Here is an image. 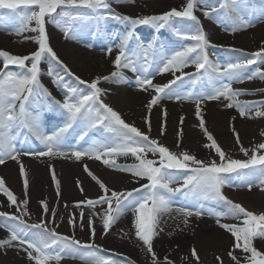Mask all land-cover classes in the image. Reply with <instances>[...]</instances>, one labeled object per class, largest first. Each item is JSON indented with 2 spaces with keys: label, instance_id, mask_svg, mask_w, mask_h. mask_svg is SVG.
Here are the masks:
<instances>
[{
  "label": "snow or ice",
  "instance_id": "obj_1",
  "mask_svg": "<svg viewBox=\"0 0 264 264\" xmlns=\"http://www.w3.org/2000/svg\"><path fill=\"white\" fill-rule=\"evenodd\" d=\"M112 2L113 0H0V9L8 10L20 20L16 35H22L24 31L37 33L33 38L37 48L29 55H13L0 50V165L9 159L20 164V176L27 196L29 179L18 159L21 151L16 146L19 143L18 138L26 129L43 146V150L27 154L76 161L84 158L99 161L107 168L129 174L133 181L140 185L126 191L113 190L85 165L84 171L99 186L102 195L96 199L79 201L75 206L103 208L102 223L105 235L121 216L131 211L135 237L142 242L150 255L151 264H174L167 257L161 261L153 246L158 229L163 230L159 228L162 217L173 212L182 218L185 226L189 217L199 218L207 212L216 218L221 229L234 238L233 251H229L228 256L235 264H241L240 258L234 255L235 249L245 254L243 264H264V252L254 246L255 240H264V214L248 211L223 193L226 185L247 187L251 190L254 184H259L264 190V142L255 145L251 150L241 146L240 151L248 157L247 159L230 158L207 131L202 116L203 104L223 100L227 101L224 106L234 108L241 118H252V110L258 108L257 103L239 101L237 97L249 93L233 88V83L254 78L264 80V71L260 67L264 64V47L250 54L238 49H228L230 52L239 53L234 60L225 64L213 61L209 57L208 49L222 46L210 43L200 19L195 14L197 4H201L205 18L215 19L218 24L228 21L230 27L226 30L236 32L254 26L256 21H264V8L260 10L259 15L252 17L250 12V18H246L241 10L242 6L254 4L257 0H186L180 10L173 8L158 16L133 18L115 13L111 9ZM258 2L264 5V0ZM108 16L129 26V31L120 39L119 45H109L106 48V53L111 54L113 47H118V54L113 61L116 70L109 76L85 81L76 76L52 49L46 24L53 23L63 31L66 39H75L77 28L66 23L67 21H99ZM4 18V15L0 14V30H3ZM177 20L181 22L179 26ZM33 22L35 26L30 27ZM138 25H147L157 30L168 27L182 41L190 43L181 44L171 53H160L155 42H152L146 48L141 45L140 51L129 54L133 30ZM43 62L49 64L48 75L54 77L53 83L63 80V76L53 71V62L75 81V86L68 87L62 102L52 99L51 94L41 84ZM190 65L194 67V73L185 71ZM9 66H15L16 70L10 69ZM124 70L134 74L135 87L138 90H151L153 93L146 106L149 113L153 106L163 99L190 100L194 103L199 127L208 141L204 147L213 151L219 158L218 161L207 162L187 151L179 154L170 151L157 139L150 138L151 123L147 117L145 123L148 125V131L145 132L134 124L127 123L119 112L106 104L103 99L104 91L99 86L101 80L126 82L128 78L124 75ZM153 73H171L173 78L167 83L157 84L153 82ZM186 81L204 87L194 93L181 95V86ZM41 94L47 98L49 104H55L61 109L65 117L63 125L51 135L41 130L39 122L30 111L31 103ZM260 105H264V101H261ZM254 115L264 117V111L256 110ZM183 121L184 117H181L180 123L183 124ZM75 127L81 129L76 142L66 146V139L72 134L70 130L75 131ZM90 130L102 133L103 138L89 143L86 137L89 136ZM232 131L237 144H240L239 134L234 127ZM164 132L165 126L162 124L161 135ZM177 135H182V131ZM261 135L264 136V132H261ZM122 156L132 157L135 162L131 165L118 164L117 158ZM52 179L59 197L60 183L54 171ZM174 184L179 186L173 187ZM77 187L83 192L79 180ZM0 194L7 198L10 207L16 206L17 212H21V208L24 209L20 215L0 211V229L8 233L7 238L0 239V248H19L26 252L32 264H51L53 261L58 264L65 256L81 260L92 258L90 264H130L127 258L113 259L105 255L107 250L95 244L96 233L91 217L88 219L91 237L89 242L83 243L56 232L55 227L48 226L55 225V209L52 210L51 220L46 222L41 218L39 223L27 224L23 216L29 215L28 200L18 204L16 196L6 187L3 178H0ZM177 196L184 197L187 203L176 205L174 198ZM40 203L44 215H47V203ZM83 218L84 213L81 211V221ZM224 218H231L235 223L221 222ZM68 223L75 227V217L69 218ZM191 258L199 264L195 247L191 249ZM217 260H220V257H217Z\"/></svg>",
  "mask_w": 264,
  "mask_h": 264
},
{
  "label": "rangeland",
  "instance_id": "obj_2",
  "mask_svg": "<svg viewBox=\"0 0 264 264\" xmlns=\"http://www.w3.org/2000/svg\"><path fill=\"white\" fill-rule=\"evenodd\" d=\"M160 7L157 12V16L161 15L172 8L165 7L166 3L169 0H155ZM176 4H179V8H175L177 10L182 9V7L186 4V0H171ZM140 5L138 3L133 4L131 0H120V2H113L111 3V9L115 13H120L122 15H129L133 18L134 16L140 12ZM264 8V5H260L258 0L254 4H250L248 6H242V12L246 18L249 17V13L251 12V16L255 17L259 15L260 10ZM203 5L197 4L195 14L200 19L201 26L203 31L206 33L207 38H213L214 41L218 39L227 40L228 42L236 41L239 39L243 32L247 29H250V35L244 37L245 39L252 38L254 43L252 47L246 48L244 53H252L254 51L260 50L264 47V41H259L258 36L253 33V28L248 27L247 29L230 32L226 29L230 27V23L228 21H224L223 23H217L215 19H207L203 15ZM0 14L4 15L3 26H6L5 29L0 30V50L8 51L10 54L13 55H20L25 56L32 53L36 50L37 45L34 43V37L37 33L31 31H24L22 35H16V29L20 25V20L13 14H10L6 9H0ZM107 20H110L115 23H120L116 20L111 19L110 16L106 17ZM178 26L180 25V21H176ZM122 28H113L111 32V44L110 45H119L120 39L123 38L124 35L127 34L129 31V26L120 23ZM34 22L30 27H34ZM264 30V29H263ZM46 31L49 36V44L52 49L57 54L56 43L53 41V37H60L64 35L63 31H61L56 26L51 25V23L46 24ZM160 31V30H159ZM134 35L132 40L136 39L137 41H141L142 43H146L145 48L149 43L155 42V45L158 49H161V52L166 48L164 45L161 44L162 35L158 34L157 32L154 33L151 30L150 26L147 25H138L133 30ZM264 32V31H263ZM90 38L96 37V33L90 31L87 35ZM168 38L172 41L176 40L179 45L169 46L164 53H171L177 48L181 46V44H186L190 42L182 41L175 32L168 35ZM226 38V39H225ZM131 40V41H132ZM130 41V42H131ZM163 42V41H162ZM67 45V44H66ZM164 46V48H163ZM107 48V47H106ZM214 49V47H210ZM82 51H86L87 49L82 47L80 48ZM96 51V50H93ZM118 47H113V51L111 54H107L104 50L107 57L113 56L116 57L118 54ZM129 54H134L133 50L129 47L128 48ZM209 57L213 61H219L221 64H225L230 60H234L237 54L226 51L225 57H220L219 55L215 54L211 50H208ZM225 54V53H224ZM58 55V54H57ZM111 58V57H110ZM115 60V58H114ZM113 60V61H114ZM113 65V62H112ZM2 66V64H0ZM10 69L16 70L15 66H9ZM255 67V66H253ZM261 70L264 71V64L260 65ZM42 72L40 81L44 88L48 90L51 94V98L53 97V93L50 90L51 84L53 83V78L48 75L49 71V64L48 62H43L41 65ZM53 71L61 76H63V83L68 82L65 81V74L62 70L57 69V65L52 64ZM114 68V67H113ZM186 72L194 73L195 69L191 65L185 69ZM250 74V72H249ZM76 76L84 79L85 81H91L96 78L93 74L89 73L88 71H80ZM109 76V75H108ZM154 76V83L157 84H164L170 81L173 77L171 73H164V74H155ZM135 77V76H134ZM72 81V82H71ZM69 86H75V81L71 80ZM111 81H104L101 80L100 87L104 91V102L111 106L114 110L119 112L122 118L130 124H134L142 131H148V125L145 123V117L150 120L151 123V133L150 138L157 139L160 144L167 147L170 151L174 153H181V152H189L190 154L195 155L198 159L210 162L212 160H217L218 157L215 155L213 151L204 147L206 143H208L206 137L204 136L203 132L199 127V120L196 118L195 111L189 113L183 109L181 106L186 108H195V104L192 103L190 100H174V99H163L157 105L153 106L151 112L149 113L147 109V104H144V107L140 110L136 111L133 114L125 115L121 113L120 106L125 104V93L120 94L118 101H113L107 94L106 90L103 86L111 85ZM188 86L181 91V95H188L190 92H196L197 88L196 85H193L190 81H187ZM68 86V87H69ZM67 88H65V93L67 92ZM82 87V86H81ZM233 88L244 90L246 91L247 95H242L237 97L239 101H249V102H256L258 105L257 109L252 110V118H241L239 113L233 108L229 109L226 108L224 105L227 101H209L202 105V116L205 122V127L207 131L213 135L215 140L217 141L218 145L222 147L225 151L226 155L233 159H240L244 160L247 159L241 151L240 147L243 146L246 149H253L255 145L264 142V136L261 135V132H264V117H256L254 112L256 110L264 111V105H260L261 101H264V80L259 78H254L252 80H244L243 82H235L233 83ZM134 89L136 91H140L135 87V82L130 85L127 90ZM127 92V91H126ZM151 92V90H149ZM60 97V96H59ZM65 96H61L59 101H63ZM46 97L41 94L33 101L40 103L43 107H51L46 100ZM150 100V99H149ZM148 100V102H149ZM170 101L177 102L178 110L172 108L169 104ZM58 110L62 111L57 107ZM166 112V116H165ZM32 114L35 116L37 121L39 122L41 119L40 117V110L37 107ZM184 117L183 124L180 123V118ZM46 123V121H43ZM165 126V132L161 135V125ZM233 127L236 129V132L239 134L240 144L236 142V136L233 134ZM28 134L30 137V149H25L21 151V154L24 153H32L38 151L39 148L36 146L37 142L35 139L27 132L26 129L23 130ZM182 131V135H177L178 132ZM28 137V138H29ZM251 155V151H249V156ZM132 158V157H130ZM149 158H151V154L149 153ZM32 158L27 157L25 158L22 163L25 166H28V162ZM87 159V158H86ZM134 159V158H132ZM88 160V159H87ZM91 162L94 168L98 167V161L95 160H88ZM14 170L15 166H11ZM44 171V170H43ZM82 173V172H81ZM85 173L83 172V175ZM86 175V174H85ZM84 175V176H85ZM87 176V175H86ZM87 178V177H86ZM182 183V179H181ZM140 186V185H139ZM138 186V187H139ZM173 187L179 186V184L172 185ZM137 188V187H136ZM17 198V203L24 201L25 199L28 200V195H25V192H16L10 189ZM131 190V189H129ZM52 191V190H51ZM126 191V190H121ZM223 193L229 199H231L235 203L241 204L245 209L251 211L255 214H264V190L261 189L259 184H254L251 190L247 187L240 188V187H230L225 186L223 188ZM90 199L89 197H79L78 199H70L66 200L63 199L61 196L56 197V199H52L47 203L49 212L47 215H44L43 209L41 208L40 204H32L28 200L27 204V212L29 215L23 216L25 222L29 225L39 223L41 218H43L46 222L52 219V210L55 209V225L49 224L50 228L55 227V231L69 237H73L83 243H87L91 237V229L88 227V219L89 217L92 218L93 227L95 229V238L94 242L96 245L102 247L103 249H112V251H106L104 254L110 256L113 259H123L126 257L131 258L135 264H151V257L147 253L146 249L143 247L142 242L138 241L136 247L137 249L132 248V244L127 241V236L124 235L120 231H116L114 233L104 234L103 232V223H102V215L99 218L100 214H103V208L97 206L95 209L84 207L81 205L80 207H76L75 205L79 201ZM3 207L5 209L4 212H8L10 214L20 215L21 212L24 211L21 208V212H17L16 206H9V202L7 198L3 199ZM176 205H183L187 203V200L184 197L177 196L174 198ZM106 207V206H104ZM101 208V209H98ZM81 211L84 213L83 221H81ZM101 212V213H100ZM93 213H97L94 215ZM125 214L130 215L129 217L133 220V214L131 211L126 212ZM75 217V227L69 225L68 220L69 218ZM172 217H176L173 219ZM99 220L100 225L97 224L95 221ZM188 224L185 226L182 222L181 217H177L176 214L165 215L162 217L159 228L163 229L160 231L158 229V234L154 237L153 246L156 255L161 259L164 257L160 251H158L157 244L160 242H170L171 240H175L174 242H170L168 244H172L174 246L179 247L176 252L174 251L170 256H166L168 259L174 262V264H197L195 260L191 258V249L195 247L197 254L199 256V264H235L234 261L228 256L229 251H233V244L234 238L231 236L230 233L225 232L221 229L214 216L208 215L207 212L205 215L201 217L192 216L188 218ZM223 223H235L234 220L231 218H224L222 219ZM219 230L222 232L223 240L219 243H209L207 240L203 239V235L206 234L208 230ZM5 236L0 237V239L7 238L8 233L4 229H0ZM130 233L134 234V229L132 228V222L130 224ZM168 236V237H167ZM137 239V238H136ZM254 246L257 247L258 250L264 252V240L257 239L254 241ZM123 254V255H121ZM234 255H236L241 260V264H243V258L245 256L241 250L235 249ZM124 256V257H123ZM217 257H220V260H217ZM92 258H86L85 260H81L79 258H72L69 256H65L61 259L58 264H90ZM133 263V264H134ZM0 264H32L27 258L26 252L20 250L19 248L12 247V248H0ZM51 264H57V262L53 261Z\"/></svg>",
  "mask_w": 264,
  "mask_h": 264
},
{
  "label": "bare ground",
  "instance_id": "obj_3",
  "mask_svg": "<svg viewBox=\"0 0 264 264\" xmlns=\"http://www.w3.org/2000/svg\"><path fill=\"white\" fill-rule=\"evenodd\" d=\"M133 4L138 3L140 5V12L137 13L134 17L141 18L145 16H157V12L160 10L158 3L155 0H134ZM165 7L169 8H179L180 5L174 3L173 1L169 0L166 3ZM159 9V10H156ZM120 14V13H118ZM66 23L73 25L77 28V34L75 39H66L65 35H61L60 37H53V41L56 43V51L58 54L59 59L67 65L70 70L77 75L80 71H88L89 73L93 74L96 77H104L110 75L116 69L113 68L112 62L115 57L110 56L107 57L104 50L106 51V47L111 44V32L113 28H122L120 23H115L106 18L103 20H95V19H86L81 21H67ZM177 23V22H176ZM51 25L55 26L53 23ZM178 26V23H177ZM3 29L6 26H2ZM253 28V33L258 36L259 41H264V21H256ZM96 33V37L90 38L87 35L90 31ZM151 30L154 33H158L162 35L161 44L164 45L166 48L161 52V49L157 51L160 53H164L169 46L179 45L180 42L170 39L167 36L174 33V31L168 27L161 28L159 30L151 27ZM250 29H247L243 32L239 39L236 41L228 42L227 40L218 39L216 41L213 38L210 39V43L212 45L222 46V47H214V49L209 48L215 54L219 55L220 57H225L227 54L226 51L228 49H238L242 51H246V48L252 47L254 40L252 38L245 39L244 37L250 35ZM1 38V37H0ZM3 38H1L2 40ZM226 39V38H225ZM72 42H75L74 44ZM67 44V45H66ZM83 44H90L91 46L95 47L94 50L96 51H82L77 46H83ZM146 46V43H142L141 41H137L136 39L130 42V48L133 52L140 51V46ZM86 46V45H84ZM225 53V54H224ZM239 54V53H235ZM57 69L61 70L59 66ZM65 74V73H64ZM124 75L128 78L126 82L116 83L111 81V85L103 86L106 90L108 96L113 101H118L120 94L125 95V104L121 105V113L125 115L133 114L136 111L140 110L144 107V104L148 103V100L151 99L153 93L151 92H143V91H136L134 89L127 88L135 82L134 74L128 70H124ZM65 81L69 80V83H63L59 81V83H52L50 90L53 93L52 99L58 100L61 96H65V88H67L72 80L71 77L65 74ZM72 82V81H71ZM189 83L187 81L181 86L180 91L185 89ZM204 85L196 84L197 90L203 88ZM127 91V92H126ZM60 96V97H59ZM47 101V98L45 99ZM170 106L175 110L180 107L178 106L177 102L170 101ZM37 107L41 110L43 114L42 120L39 121V125L41 130L48 135H51L58 127L62 126L64 123V115L63 112L57 109L55 104H51V107H42L41 104L33 101L30 105V111H34ZM181 109L191 113L195 111V108H186L181 106ZM43 121H46L44 123ZM80 127H75V131H71V135H69L66 139V146H70L76 142V138L78 133L80 132ZM28 134L26 132H22V135L18 138L19 143H17V148L20 151H24L25 149H30L32 146L30 144V137L28 138ZM35 139V137H33ZM103 138L102 133L96 132L95 130L89 131V136L86 137L89 143L92 141H98ZM37 142L36 146L39 150H43V146L40 144L38 140L35 139ZM83 144V142H80ZM30 157L32 158L33 162L29 161L28 166L22 163V161ZM18 159L20 160L21 164H23L25 171L27 173L29 179V188L27 190L28 200L33 204H40L41 201L49 202L52 199H56L57 196V189L53 183V171L55 173L56 179L60 183V193L61 197L66 200L70 199H78L79 197H89L90 199H96L99 195H102L99 186L91 179V177L84 171V166L87 167L99 178L104 182L109 188L121 191V190H129L139 186L138 183L133 181V178L123 172H118L113 169L105 167L102 163L98 161V167L94 168L91 162L84 158L81 161H76L75 159H61L57 158H50L47 156H35L30 155L27 153L20 154ZM135 162L134 159L130 157H118L117 163L121 165H131ZM11 166H15L13 170ZM20 164H17L14 160H7L6 163L0 165V178L5 180L6 187L12 189L16 192H25L23 179L20 176ZM44 170V171H43ZM82 172V173H81ZM83 172L87 175H83ZM87 177V178H86ZM77 180L80 181V184L83 188V192H81L80 188L77 187ZM52 190V191H51ZM6 198L2 194H0V211H3L5 207H3V199ZM101 209V208H98ZM101 213V212H100ZM175 212L171 213L174 214ZM99 215V218H101ZM130 215L124 214L121 218L110 228L109 233H114L116 231L122 232L127 237V241L132 244L133 249H137L136 245L138 240L136 239L135 235L130 233V224L132 219L129 217ZM97 224L100 225L99 220H96ZM222 232L219 230H208L205 235H203V239L207 240L209 243H219L223 240ZM5 236V234L0 230V237ZM168 237V236H167ZM175 240H171L170 242H174ZM168 242V243H170ZM166 242H160L157 244L158 251L164 254L163 259L166 256H170L174 251L181 247L179 244L178 246H174L172 244H168ZM108 251H112V249H107ZM123 255V254H121ZM124 257V256H123ZM130 262L133 264L134 261L126 257ZM135 264V263H134Z\"/></svg>",
  "mask_w": 264,
  "mask_h": 264
}]
</instances>
